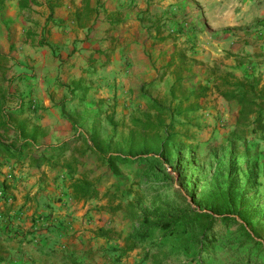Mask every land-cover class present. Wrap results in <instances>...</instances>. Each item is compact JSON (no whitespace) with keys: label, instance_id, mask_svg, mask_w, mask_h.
I'll return each mask as SVG.
<instances>
[{"label":"rangeland","instance_id":"rangeland-1","mask_svg":"<svg viewBox=\"0 0 264 264\" xmlns=\"http://www.w3.org/2000/svg\"><path fill=\"white\" fill-rule=\"evenodd\" d=\"M106 1L100 0V8ZM122 1H130V4L139 1L138 4L143 7L139 10L147 9L142 14L145 21L139 20L146 31L150 32V23L164 21V34L174 35L177 43L189 47V55L204 63L195 65L194 76L186 82L189 89L204 80L203 71L207 65L216 64L225 70L233 68L235 63L232 53H247L246 63L238 69L233 68L237 73L251 69L261 75L264 83V0H113L114 3ZM39 10L36 8V13L30 14L42 15ZM100 11L104 14L102 9ZM37 19L36 26L33 24L31 27L38 33L42 21L38 16ZM153 33L154 28L151 26V34ZM33 40L37 42L38 38ZM172 42L173 39L169 38L166 43H156L155 48L160 51L171 49ZM165 59L167 60V56L164 55L163 61ZM158 68L160 77L163 66ZM160 80L162 82V78ZM168 84L165 81L163 85L154 88L157 99L174 110L172 115L160 118L167 123L173 116L176 123H183V126L175 125L173 129L187 135V138L173 143L166 160L142 167L138 183L124 197L125 203L129 205L125 213L85 214V211L81 216L80 228L69 237L71 241L63 237L61 242L71 245L76 244V241L73 242L76 238L78 241L83 240V246H95L94 249L91 248L95 259L89 264H107L103 255L106 242L94 237L93 231L97 226L113 227L121 231L122 235L131 234L140 228L143 215L179 213L187 205L204 209L207 208L205 198L208 192L228 191L238 198L243 195L240 201L249 211L251 219L248 223H238L233 218L236 213L229 212L230 218L215 226L216 240L211 251L198 247L200 240L196 234V226L195 230L173 240V244L169 242L163 250L155 252L160 257V263L143 258L141 247H137L119 264H264V131H251L250 128L234 131L239 105L216 92L201 99L200 108H193L190 100L185 101L181 97V100L171 102ZM153 117L158 118L155 115ZM104 133L107 138L112 135L107 128ZM180 192L184 194V198L178 195ZM42 201L43 199H36L38 205L46 203ZM61 202L67 205L68 200L65 198ZM95 202L90 201L88 207ZM22 207H14L18 212L14 214L17 217L12 222L28 227L31 221L20 212ZM76 208L81 211V201ZM40 227L41 233H37L35 242L44 250H49L53 244H46L45 238L49 234L43 231L49 229L42 225ZM54 227L57 228L56 231L51 229L54 235H59L60 228L57 224ZM252 229L255 231L256 241L250 238V235H254ZM35 242L24 246L25 253L14 251L9 258L24 254L41 255L43 250L34 249ZM148 243L146 241L145 245L148 246ZM175 247L180 250L173 254L177 258H171V249ZM42 263L60 264L57 258H49Z\"/></svg>","mask_w":264,"mask_h":264},{"label":"trees","instance_id":"trees-1","mask_svg":"<svg viewBox=\"0 0 264 264\" xmlns=\"http://www.w3.org/2000/svg\"><path fill=\"white\" fill-rule=\"evenodd\" d=\"M60 0H46L50 12L46 19L44 29L47 31V24L61 26L69 18L55 17L53 8L59 5ZM32 4H41L38 0H19V7L22 11H31ZM100 0H82V5L75 9L71 16L78 26H86L90 20L97 17L99 13ZM147 9L139 10L137 19L144 22L143 12ZM116 13V16L115 14ZM117 12H109L108 18L111 23L120 21ZM115 19H112V18ZM160 20V19H159ZM164 21L150 23L154 28L152 34L153 45L156 43H166L169 38L173 39L172 48L163 50L167 56L166 63L160 77L166 73L173 75L174 80L169 88L171 102L183 98L190 100L193 108H200V101L209 94L216 92L228 101H235L239 108L234 122V131H244L250 128L251 131H264V83L261 75L253 70L237 73L238 69L246 63V54L232 53L235 66L233 68L222 69L220 66L207 65L204 68V80H200L193 88H188L187 80L193 75L194 67L204 64L202 61L188 54L189 47L177 43L176 37L171 33L164 34ZM27 35L34 38L35 32L28 29ZM40 44H48L44 38L39 39ZM10 56L0 51V72L4 74ZM16 77H13V79ZM9 79V84L13 80ZM153 85L143 83L140 87L139 99L144 100V107L134 109L128 118V125L124 121H115L113 113L108 115L107 122L111 127L112 135L102 137L95 127L89 134L82 133L72 121L74 135L69 139L50 144L45 147L35 145L34 137L36 128L30 127V122L26 119L14 121L15 116L25 113L36 114V109L23 104L22 96L16 92H11L9 86L0 83V263L9 259L11 252L25 253V245L35 242L37 232L41 227H37V219L41 215H32L31 225L24 229L23 225H16L12 221L17 217L13 212L15 205V195L12 190L16 184L1 179V168L11 160L12 172L19 169L26 158L34 168L47 166L49 169L60 168V172L52 180L56 182L61 178V183L65 186V193L77 202L96 201L86 209L85 214L90 212H108L116 214L127 211L129 205L125 203L124 197L129 195L138 183L142 167L156 161L166 160L170 154L171 147L176 141L185 140L187 135H183L173 129L175 125L183 126V123L174 121L173 116L166 123L160 117L170 114L174 110L170 105L162 103L157 98L150 96L144 91L145 86ZM86 91H83L80 99L84 98ZM178 93V94H177ZM11 98H18L16 106H9ZM181 100V99H180ZM180 106V105H179ZM178 108V106H177ZM158 118H154L153 116ZM119 126L127 127L126 136L117 137L116 130ZM78 142V140H80ZM69 153L67 154V152ZM13 174V173H12ZM46 174L42 173L41 180L46 179ZM184 198V194H178ZM241 194L238 198L236 194L228 191H211L206 194L205 203L207 208L196 209L187 205V208L179 213L143 215L139 229L127 235H122L121 231L113 227L102 225L94 229V237L103 239L106 242V249L103 252L107 264H119L129 253L141 247L143 258L155 260L160 263V257L155 252L163 250L169 242L183 236L188 231L195 230L200 240L198 247L207 252L212 250L216 240V224L226 222L230 216L229 212H235L233 217L238 223H248L251 219L249 211L241 203ZM59 199V198H58ZM28 195L22 207L27 201H31ZM46 206L50 202L46 201ZM50 213V212H49ZM49 214H46V217ZM48 218V217H47ZM46 218V219H47ZM53 225V223H52ZM11 232H13L11 234ZM39 233V232H38ZM254 235H250L256 241ZM148 241V246L145 242ZM113 242V243H111ZM184 248H189L184 245ZM34 249L41 251L42 255L48 259L59 260L60 264H89L93 259V249L70 250L65 245L59 248L54 246L49 250H44L38 242L34 243ZM171 258H177L175 254L178 247L171 249ZM197 258L194 259L196 261ZM202 262V261H201Z\"/></svg>","mask_w":264,"mask_h":264},{"label":"crops","instance_id":"crops-1","mask_svg":"<svg viewBox=\"0 0 264 264\" xmlns=\"http://www.w3.org/2000/svg\"><path fill=\"white\" fill-rule=\"evenodd\" d=\"M38 1L41 4H32L31 11H22L19 0H0V51L10 56L6 71L4 74L0 72V83L9 86L11 92L20 94L24 105L36 109L35 115L25 113L15 116L14 120L20 122L26 119L30 127L37 129L35 145L43 148L69 139L75 132L72 121L82 133L89 134L96 127L105 138L104 129H111L107 122L108 115L113 113L115 121H124L128 125L130 113L138 107H144V100L139 99L143 83L153 82V85L145 86L143 90L154 98H158L155 87L168 81L170 88L174 77L166 73L161 77V82L158 75V66L164 67L166 63V59L163 61L165 54L155 48L151 32L146 31L137 19L139 9L143 8L138 4L139 1L130 4V1L114 3L113 0H107L102 8L99 7L97 17L92 18L86 26H78L71 14L82 5V0H60L59 5L52 10L55 17L70 16L61 26L47 24V31L44 26L50 8L46 0ZM36 8L40 9L42 15L30 14ZM117 11L120 21L111 23L108 13ZM37 16L42 23L38 33L35 31L34 38H38L35 42L34 38L27 35V31L33 29L31 25L36 24ZM41 37L48 44H40ZM11 78L13 80L9 84ZM83 91H86L84 98L80 99ZM18 101V98H11L8 105L16 106ZM126 134L127 127L117 128L116 135ZM14 164L11 160L1 168V179L7 178L16 184L12 190L15 195L14 207L18 208L27 195L32 199L25 203L20 212L29 220L32 215H41L37 219V227L42 225L49 229L43 230L49 234L47 239L42 236L46 244H53L56 248L65 245L76 252L94 249L95 246L91 247L90 244L88 247L83 246V240L78 241L77 238L73 240L76 244L61 242L63 237L71 241L69 237L80 228L81 216L89 202L81 201L83 208L79 211L76 208L79 202L64 192L66 188L61 178L53 182L52 178L61 171L60 168H34L29 158H26L22 166L12 172ZM42 173L47 176L45 180L40 179ZM38 198L51 205H38ZM65 198L68 200L67 205L61 202ZM17 210L13 212L17 213ZM46 214H49L48 218ZM56 224L60 228L59 235H54L51 230H57L54 227ZM30 225L31 222L28 227ZM28 227L23 226L24 229ZM47 260L42 254H24L12 256L0 264H43Z\"/></svg>","mask_w":264,"mask_h":264}]
</instances>
